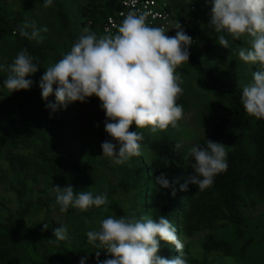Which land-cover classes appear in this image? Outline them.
<instances>
[{
  "label": "clouds",
  "instance_id": "clouds-1",
  "mask_svg": "<svg viewBox=\"0 0 264 264\" xmlns=\"http://www.w3.org/2000/svg\"><path fill=\"white\" fill-rule=\"evenodd\" d=\"M51 6L53 0H43L44 8ZM148 15L129 12L115 34L109 32L97 37L85 28V34L71 50L45 69L39 83L45 101L53 95V85H57L55 103H47L52 113L70 103H83L92 96L100 100L107 117L105 131L119 145L117 151V144L104 141L102 157L110 158L116 165L143 155L142 135L129 131L133 123L138 129L156 133L169 126L176 128L184 116L183 106L177 104L183 93L182 74L177 69L189 61L192 38L179 23L175 27L176 35H167L168 30L163 26L148 24ZM209 26L215 33L227 32L237 40L242 36L251 38L250 47H240L238 56L246 64H258L260 70L252 72V80L243 86L240 99L249 116L264 120V0H212ZM17 31L22 37L42 42L41 33L48 29L38 28L32 21L24 22ZM217 39L221 47L228 48L225 36L219 35ZM39 68V62L34 63L27 50H20L10 65L4 87L10 93L30 89L33 82L25 77ZM174 147L178 151L182 145L177 143ZM227 148L211 140H207L205 147L198 144L190 147L187 154L195 161L193 175L180 190L187 191L189 184L200 191L211 187L214 178L228 169ZM156 184L165 189L170 187L164 174L156 178ZM53 191L60 213H66L69 207L86 211L108 202L106 193L93 196L92 192L83 191L74 195L71 186L63 189L55 186ZM172 195L175 196L174 188ZM47 228L48 224H44V229ZM67 232V227L62 225L54 231L55 239L49 242L66 240ZM86 237L111 257L102 264H188L176 227L162 216L155 220L149 214L121 217L114 214L101 221L99 230L87 231ZM161 241L173 245L179 255L171 259L161 257L158 254ZM99 255L97 252V259ZM80 264H85L83 259Z\"/></svg>",
  "mask_w": 264,
  "mask_h": 264
},
{
  "label": "rangeland",
  "instance_id": "rangeland-1",
  "mask_svg": "<svg viewBox=\"0 0 264 264\" xmlns=\"http://www.w3.org/2000/svg\"><path fill=\"white\" fill-rule=\"evenodd\" d=\"M72 20L77 34H83L84 29L79 27L81 22V8L84 0H56ZM175 10L173 29L169 36L176 35V24L179 23L186 34L194 33L199 41L198 46L188 48V51L214 72L221 79H230L234 85L243 89V86L252 80V72L260 70L258 64H246L239 59L240 47H250V37L242 36L234 39L227 32L215 33L210 27L212 0H164ZM52 8H44L41 1L36 0L33 5H26L19 0H0V15L14 18L18 13L24 15L29 21H35L39 28L46 27L47 32L41 35L52 38L57 35L58 29L53 21ZM219 35L225 36L229 41L228 48H223L218 42ZM12 40H15L12 39ZM1 46V45H0ZM18 52L7 57L0 49V74L10 75V65ZM54 58L48 65H40L39 70L30 76L34 80V87L40 88L39 83L44 71L50 65L55 64ZM182 74L183 89L182 97L184 103L183 119L178 121L177 127L165 131L151 133L148 129H138L136 125L129 128L130 132L142 135L141 141L143 155L132 157L121 165L113 164L110 158L102 157L101 144L110 141L117 144L98 123L81 124L76 117L84 112L93 119L92 98L85 102L70 103L66 107H60L54 113L53 119L45 117L42 112L38 113L35 124L27 126L19 116L16 108L8 101L7 91L0 86V117H4L8 129L0 131V224L17 230V212L25 203H35L31 215L26 224L29 229H34L39 223H46L52 228H60L62 225L68 229L65 244L71 246L76 252H87L96 254H108L106 250L94 247L88 242L86 233L89 230H99L103 219L115 214L116 217L145 214L151 215L146 207V195L156 189V184L148 181L144 174L139 185L137 182V170L148 167L150 156L147 152L148 141L158 137L161 132L167 133L171 138L180 143L187 150L196 145L200 140L206 138L216 123V113L213 105L214 97L208 90L197 71L185 63L177 69ZM53 85V98L55 103V89ZM99 111L106 115L102 107ZM63 113L68 114L65 120L61 117ZM94 121V120H93ZM73 139V144L63 147L56 152H48L51 145H56ZM52 147V146H51ZM14 150L30 157L31 164L36 168L32 170L34 177L26 182L23 198H19L13 186L20 187L18 180L22 174L14 176L8 167L6 154ZM47 152H43V151ZM44 153V154H43ZM59 160L57 169L48 167L51 157ZM85 168L76 170V163L87 162ZM79 176H82L80 179ZM125 177V178H124ZM128 186L124 187L123 180ZM65 188L71 186L74 195L83 191L92 192L93 196L107 194L108 202L101 207L89 208L81 211L69 207L66 213H60L59 205L56 204V193L53 187ZM41 200L42 203H38ZM247 231L254 238L255 243L249 250L247 259L237 261L232 257H225L218 253L205 256L202 249V241L207 231L199 232L191 238L179 236L184 244V253L188 264H264V204L247 214ZM221 236L233 237L232 229L221 231ZM238 244L241 245L240 242ZM179 253L176 251L174 258Z\"/></svg>",
  "mask_w": 264,
  "mask_h": 264
},
{
  "label": "trees",
  "instance_id": "trees-1",
  "mask_svg": "<svg viewBox=\"0 0 264 264\" xmlns=\"http://www.w3.org/2000/svg\"><path fill=\"white\" fill-rule=\"evenodd\" d=\"M19 1L33 5L36 0ZM39 1L43 3V0ZM57 3L53 0L51 12L58 33L42 42L29 40L19 34L18 27L24 22H29L21 13L14 18L0 15L1 51L7 57H11L15 52L25 49L34 57V63L39 62V66L48 65L52 58L55 63L58 62L85 33L77 34L72 20ZM116 8L115 2L110 0H84L79 27L87 28L97 37L105 35L103 29L105 21ZM36 25L40 27L38 23ZM195 33L191 34L197 38L198 34ZM14 38L15 40H12ZM189 53L188 65L197 71L206 88L212 92L216 113V123L211 132L197 144L205 147L207 140H211L228 147L226 149L228 169L218 174L213 185L203 191L191 184L188 185L187 191H181V185L193 175L194 158L187 154L188 150L183 146L177 151L174 146L178 142L167 133L161 132L157 138L146 144L150 161L147 168L137 170L138 180L135 185L141 183L144 174H147L148 181L153 184H156L157 177L164 174L170 187L165 189L156 184V189L146 195V207L152 218L155 220L160 216L167 218L176 227L177 235L188 239L199 232L207 231L201 244L205 256L218 253L237 261H244L255 243L246 229L247 214L264 204V120L246 113L240 99L242 88L234 85L230 79H221L212 68L206 67L196 55ZM7 77V74H0V86L7 91L9 104L16 108L27 126L31 123L34 127V120L37 119L39 112L47 119L48 116L53 119L54 113L47 108V103L51 102L50 96L48 101H45L41 88L33 86V79L25 77L33 82L30 89L10 93L4 87ZM51 96L53 98V95ZM91 98L94 118L91 119L87 113L82 112L76 120L84 125L98 123L105 129L107 117L99 111L101 102L95 96ZM183 103V97L180 95L177 104ZM61 118L65 120L68 114L63 113ZM36 126L38 124H35ZM7 129L4 117H0V131ZM72 144L73 139L67 138L65 142L51 145L47 151L54 153ZM54 158L52 156L49 159L48 167L56 170L59 160ZM6 160L14 176L22 174L18 180L20 187L13 188L18 197L23 198L26 182L34 177L32 170L37 171L35 165L31 164L30 157L14 150L7 152ZM89 162L76 163V170L85 168ZM123 182L124 187L128 186L125 179ZM173 188L175 196L172 195ZM39 202L42 203L41 200ZM34 205L35 203H25L17 212V230L0 224V264H80L82 259L85 264H102L104 260L111 258L109 254L100 253L97 259L96 254L76 252L65 244V240L50 243L49 240L55 239L54 231L58 228L48 226L45 230L46 223H39L34 229H29L26 221ZM227 228L232 229V238L220 235L221 231ZM175 252L173 245L161 241L158 253L161 257L174 258Z\"/></svg>",
  "mask_w": 264,
  "mask_h": 264
},
{
  "label": "built area",
  "instance_id": "built-area-1",
  "mask_svg": "<svg viewBox=\"0 0 264 264\" xmlns=\"http://www.w3.org/2000/svg\"><path fill=\"white\" fill-rule=\"evenodd\" d=\"M115 2L117 8L115 12L109 15L104 24L105 34L111 32L115 34L118 25L129 12H136L137 14L147 12L149 13L147 22L150 26H163L168 30L167 34L171 33L173 29V21L175 19V10L164 0H110ZM192 38L193 43L188 47H196L199 44L198 39L188 33Z\"/></svg>",
  "mask_w": 264,
  "mask_h": 264
}]
</instances>
